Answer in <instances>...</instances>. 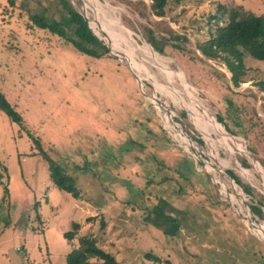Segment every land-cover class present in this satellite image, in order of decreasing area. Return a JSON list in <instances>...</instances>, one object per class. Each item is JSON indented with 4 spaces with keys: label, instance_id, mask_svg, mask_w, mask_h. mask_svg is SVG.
Here are the masks:
<instances>
[{
    "label": "rangeland",
    "instance_id": "obj_1",
    "mask_svg": "<svg viewBox=\"0 0 264 264\" xmlns=\"http://www.w3.org/2000/svg\"><path fill=\"white\" fill-rule=\"evenodd\" d=\"M90 1L122 30L132 61L143 66L142 81L113 45L121 62L111 51L84 56L28 29L18 9L0 0V93L21 123L0 110V264H65L83 236L95 238L116 264H264V219L254 216L251 227L250 198L226 175L235 172L264 198L263 170L247 150L264 156V92L256 85H264V63L248 57L252 72L233 87L225 65L196 48L205 35L197 28L213 32L218 10L239 19L260 16L264 0H170L164 18L150 14V0ZM71 4L81 15L85 10L92 34L109 43L84 1ZM170 29L188 41H172ZM148 32L167 40L163 54L147 43ZM167 88L192 96L196 113L175 105ZM161 98L178 128L158 110ZM157 122L169 149L159 146ZM159 157L186 181L172 173L160 185ZM47 159L75 180L79 199L52 184ZM158 198L179 219L171 234L145 220ZM72 224L79 229L69 242L63 234Z\"/></svg>",
    "mask_w": 264,
    "mask_h": 264
},
{
    "label": "trees",
    "instance_id": "obj_2",
    "mask_svg": "<svg viewBox=\"0 0 264 264\" xmlns=\"http://www.w3.org/2000/svg\"><path fill=\"white\" fill-rule=\"evenodd\" d=\"M14 1L17 2L16 5ZM121 1L125 5L129 4L128 0ZM169 1L170 0H150V14L157 18L166 17L165 12ZM5 2L9 7L18 9V17L25 18L26 27L28 29H38L49 33L57 37L58 40L60 39L64 43L69 44L75 51L84 56L93 59H100L107 56L108 50L107 47L104 46L105 43L114 50L111 43H108L104 39H99L104 44L103 45L94 37L91 33L92 30L90 26L89 28L91 31L88 29L80 12L75 9L70 0H5ZM211 19L212 22L214 21V23H210L214 28L213 32L205 30L204 26L197 28L199 32L205 31V35L202 37L203 40L197 44L196 48L206 59L222 62L231 75L230 81L232 86L239 87L240 84L245 83L247 76L252 72L248 67V57L251 60L264 63V13L260 16L250 15L246 18L239 19L235 12L226 16L224 11L218 10V13L212 16ZM123 20L125 25H129V20L125 17H123ZM220 22L221 25H219ZM141 31L145 32L144 26H141ZM170 34L174 35L172 41L177 43L188 41L184 36L175 35V32L171 29ZM145 40L155 52L160 54L164 53V42H167V40L165 41L162 39L161 42H158L155 37L151 36V32H148V36L145 37ZM171 47L177 51L182 50L178 44L171 45ZM115 53L117 52L115 51ZM116 58L121 62V57L118 53ZM256 85L264 92L263 82L257 83ZM261 102V108L264 110V96L261 98ZM0 110L8 116L12 122H19V124H21L18 114L11 110L1 93ZM181 117H185L184 113H181ZM154 119L156 120V118ZM217 120L219 123H223L220 117H217ZM156 124L160 132L161 144L159 146L163 150L169 149L166 146L168 142L164 140L162 135V129H160L158 122ZM176 126L178 128L177 124ZM171 139L176 142L172 136ZM188 150L192 153L194 149ZM247 150L259 162L264 173V156L259 155L253 147H249ZM151 155L154 158L153 152ZM238 160L243 167H249L244 159L238 158ZM49 161L50 160L47 159L48 172L52 184L58 190L65 192L72 198L76 200L79 199V191L76 188L75 180L68 176L60 166ZM158 161L159 163L157 162V164L161 167L163 173L158 182L160 185L173 180V178H171L172 173L180 176L182 181H186L181 172L173 170L168 165H164L161 157L158 158ZM183 165H186L184 161ZM228 173L235 184L250 198L252 204L250 209L253 215L260 220L264 219V198L248 184L243 183L235 172L229 171ZM166 174H170V176ZM148 180L149 179H147L146 183L147 186L152 183L151 180ZM255 197H258V199H254ZM170 212H175V210L171 208V205H169L165 199L158 198L157 204L149 211L145 220L155 228L162 230L168 229L166 232L171 234L173 229L178 228L179 219ZM71 227V231L63 234V237L69 242L75 238L74 232L79 229V225L72 224ZM93 261L99 262V264H116L114 258L103 251L97 245L96 239L92 236L80 237L77 246L71 249L65 256V264H95Z\"/></svg>",
    "mask_w": 264,
    "mask_h": 264
},
{
    "label": "bare ground",
    "instance_id": "obj_3",
    "mask_svg": "<svg viewBox=\"0 0 264 264\" xmlns=\"http://www.w3.org/2000/svg\"><path fill=\"white\" fill-rule=\"evenodd\" d=\"M84 1V3H85V9L86 10H89L91 13H92V15H93V18H94V23H95V25L99 28V29H101L103 32H104V35L106 36V38L112 43V45L119 51V52H121L122 53V55H123V57L125 58V60L127 61V62H131L132 63V65H133V70H134V74H135V77L137 78V79H139L140 81H142V78H141V76L140 75H142L141 73V64L140 63H135V62H133L132 61V59H131V50L129 49V47H128V43H127V41H126V39L124 38V37H122L121 36V33H122V30H120L119 28H117L116 26L117 25H115V21L113 20V19H111V18H109V19H107L106 17H105V15L104 14H102L100 11H99V8H97L96 6H94L92 3H91V1L90 0H83ZM95 4H97V6H98V4L99 3H95ZM100 7V6H99ZM107 13V12H106ZM101 17H99V16ZM102 19H103V21H102ZM87 21V20H86ZM105 22L107 23V25H105ZM87 24H88V22H87ZM88 26H89V24H88ZM123 26V25H122ZM95 36V35H94ZM96 37V36H95ZM96 38H98V37H96ZM129 38V37H128ZM99 39V38H98ZM109 42V43H110ZM105 46L107 47V48H110L111 49V47L108 45V44H106L105 43ZM136 46V45H135ZM144 47H146V46H144ZM137 48V47H136ZM147 48V47H146ZM139 49V48H138ZM140 50V49H139ZM136 51V50H135ZM138 52V51H137ZM146 52V51H145ZM148 52V51H147ZM151 55V54H150ZM157 55V54H156ZM155 58V60L157 59V57H154ZM143 61V60H142ZM154 61V60H153ZM145 62V61H144ZM160 64V63H159ZM126 65V64H125ZM157 65H158V63H157ZM162 65V64H161ZM163 66V65H162ZM143 67V66H142ZM159 69V68H158ZM165 69V68H164ZM145 70V69H144ZM147 70V69H146ZM143 71V70H142ZM144 72V71H143ZM158 73V72H157ZM166 77V76H165ZM164 77V78H165ZM176 77V76H175ZM155 78V77H154ZM167 78V77H166ZM184 78V77H183ZM168 79V78H167ZM159 80H161V79H159ZM177 82V81H176ZM182 82V81H181ZM181 82H178L179 84L181 83ZM160 83V82H159ZM178 84V85H179ZM186 84V83H185ZM156 89H158V87H155ZM169 91H171V95L169 96V98L172 96V98H170V99H172V101H173V103L175 104V105H179V106H183L186 110H187V112L188 113H190V114H194V113H196V111H197V106L198 105H196L197 103H196V101L193 99V97L192 96H188V97H186L185 96V94L184 93H177L173 88H167ZM182 90V89H181ZM160 93V92H159ZM158 93V94H159ZM163 93V92H162ZM168 94V93H167ZM170 94V93H169ZM161 96V95H160ZM154 98V97H153ZM161 101H163L162 102V104L161 105H158L157 106V108H158V110L159 111H162V115H163V117L165 118V120L170 124V126L171 127H173L174 129H175V127L176 126H174V122H173V118H174V112L169 108V106H168V104H167V102L163 99V98H161ZM165 101V102H164ZM177 108V107H176ZM177 109H179V108H177ZM202 110V109H201ZM184 111V110H183ZM202 112V111H201ZM201 112H199V113H201ZM186 113V112H185ZM203 113V112H202ZM198 114V113H197ZM207 119L208 120H210V123L212 124V125H214L213 123H212V121H211V119L212 118H208L207 117ZM193 120V119H192ZM199 120V119H198ZM196 121H197V119H196ZM211 125V126H212ZM214 128H215V130H217L216 129V127H215V125H214ZM207 135V134H206ZM211 146V145H210ZM215 161V160H214ZM214 165H215V163H213ZM220 169H221V167L220 166H218ZM221 171H222V169H221ZM205 172H207V173H209L208 171H205ZM245 172V171H244ZM210 174V173H209ZM256 177V176H255ZM224 178V177H223ZM222 178V180H223V182H224V179ZM219 180H221V179H219ZM222 182V185H223V188L225 189V186H224V183ZM236 188H234L233 190H235ZM263 190V189H262ZM262 192V191H261ZM228 198H232V197H230V196H228ZM228 203H230L231 204V202L226 198L225 199ZM242 221L244 220V218L243 217H239ZM245 221V220H244ZM246 223V222H245Z\"/></svg>",
    "mask_w": 264,
    "mask_h": 264
},
{
    "label": "water",
    "instance_id": "obj_4",
    "mask_svg": "<svg viewBox=\"0 0 264 264\" xmlns=\"http://www.w3.org/2000/svg\"><path fill=\"white\" fill-rule=\"evenodd\" d=\"M70 2H72V0H70ZM79 3V2H78ZM82 17H83V19H84V21L86 22V24H87V21H86V12H85V10L82 8ZM87 27H88V29L90 30V28H89V26H88V24H87ZM92 33V32H91ZM95 37V36H94ZM96 38V37H95ZM98 39V38H97ZM107 50H108V52H110L111 51V53H113V57L115 58V57H117L116 56V53H115V51L114 50H112V49H110V48H107ZM141 92V94H142V91H140ZM143 95V94H142ZM201 159V158H200ZM201 160H203V159H201ZM204 161V160H203ZM226 175L229 177V179H231V177L228 175V173L226 172ZM232 180V179H231ZM233 183V182H232ZM234 184V183H233ZM235 185V184H234ZM247 209H248V214H249V216H250V218H249V222L251 223L250 225H251V227H253L252 226V222H254L255 220L254 219H256V217H254V215H253V213H252V211H251V209L249 208V207H247Z\"/></svg>",
    "mask_w": 264,
    "mask_h": 264
}]
</instances>
